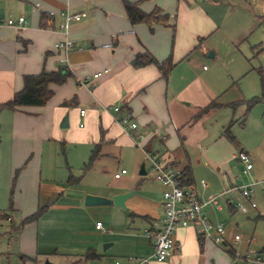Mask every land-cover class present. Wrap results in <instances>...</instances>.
<instances>
[{
  "label": "crops",
  "instance_id": "0c3cea01",
  "mask_svg": "<svg viewBox=\"0 0 264 264\" xmlns=\"http://www.w3.org/2000/svg\"><path fill=\"white\" fill-rule=\"evenodd\" d=\"M123 1L0 0V20L23 16L27 21L21 27L0 26V105L22 89L26 75L70 74L63 84L49 86L53 95L45 106L0 110V264H113L130 257L146 264H235L225 249L200 238L196 226L175 230V251L168 260L153 258L147 232L163 219L165 188L150 178L145 152L157 153L166 166L187 167L189 185L205 203L203 217L222 224L229 239L242 226L264 257L256 234L264 208L250 207L256 197L264 203V180H257L264 162L235 128L244 126L247 101L233 77L198 72L210 47L215 50L208 56L215 59L211 64L222 59L216 46L205 42L219 30L211 13L224 0H125L139 1L146 14L159 9L168 16L152 32L147 24L129 23ZM62 11L85 16L65 24ZM66 41L72 49L56 47ZM253 49L255 56L264 55V45ZM144 53L158 62L171 60L167 78L154 65H132ZM202 71L208 70L202 66ZM97 73L102 75L94 79ZM211 102L220 106L199 115ZM114 107L120 113L114 114ZM125 114L136 130L118 124ZM65 116L68 127L61 128ZM231 122L233 141L223 134ZM95 148L97 157L84 171ZM239 152L250 157V172L243 173L234 158ZM123 154L130 171L113 166V178L127 171L123 181L102 182ZM240 176L248 182L239 183ZM243 187L251 190L248 198ZM126 193L132 195L125 209L84 206L86 196ZM212 198L216 205L208 203ZM238 204L248 212L241 213ZM38 209L43 215L24 223ZM97 222L103 230L96 229Z\"/></svg>",
  "mask_w": 264,
  "mask_h": 264
},
{
  "label": "rangeland",
  "instance_id": "374dc122",
  "mask_svg": "<svg viewBox=\"0 0 264 264\" xmlns=\"http://www.w3.org/2000/svg\"><path fill=\"white\" fill-rule=\"evenodd\" d=\"M213 12L211 14L217 21L219 30L205 42V46H216L218 55L222 59L216 65H212L211 61L215 59L208 56L215 50L210 47L211 50L208 54H205V62L199 66V70L197 67V70L204 75L216 76L218 74L220 78L229 79L233 77V81H235L237 89L242 92L245 101L251 100L253 97L262 98L247 112L248 114L246 113L244 126L238 127L236 125L235 128H239L238 135L247 145L257 147V152L259 151L260 155L259 159L264 162V147H260L261 144L264 146V97H261V76L264 79V63H262L261 55L255 56L253 49L257 45L259 47L264 45V20L261 19L264 17V0H224ZM202 66L206 67L207 73H203ZM229 83L232 84V82ZM68 146V149L72 150L74 145ZM127 156V154H123L122 159L117 163H113L112 167L118 165L119 170L120 168L129 170L130 161ZM254 165L258 170L255 162ZM262 166L263 168H261L257 180H264V165ZM114 167L110 170V173L103 175L102 182L117 185L123 181V179L115 181L113 178ZM150 178L153 179V177ZM237 178L239 183L248 182L243 176ZM134 182H137V180L132 181V183ZM260 187L264 189V183ZM257 190H260L259 187ZM261 198H255L258 211H262L264 208ZM239 215L236 213L234 219L239 220ZM240 228L242 226L239 227L238 234L243 237L244 242L248 237L253 239L251 234L242 232ZM247 229L250 230V226ZM256 234L264 243V222L257 224ZM242 243L243 241L234 245L240 252ZM257 245L258 243L253 239L251 247L258 252L260 250L257 249ZM261 256L264 258L262 253Z\"/></svg>",
  "mask_w": 264,
  "mask_h": 264
},
{
  "label": "built area",
  "instance_id": "2783aa9c",
  "mask_svg": "<svg viewBox=\"0 0 264 264\" xmlns=\"http://www.w3.org/2000/svg\"><path fill=\"white\" fill-rule=\"evenodd\" d=\"M60 16L64 19L65 24L79 21L85 14H72L68 11L60 12ZM27 24L23 16L17 19L11 17L0 20V26L6 25L11 27H21ZM61 25L60 28H63ZM58 49L68 51L73 48L71 42L57 44ZM264 62V55L262 56ZM107 71H104L106 73ZM102 73L93 75L94 79L100 78ZM120 107L112 108L114 114L120 113ZM80 115H84V111H80ZM122 127L134 131L137 124L131 121L128 114L122 116L118 121ZM145 156L150 163L151 176L158 181L165 191L162 194L163 199V219L161 222H155L150 231L147 232V237L152 241L153 258L157 262H165L175 251L174 232L177 228H186L196 226L199 236L203 240H209L214 245L231 251L232 260L235 264H264V259L260 252H257L251 247L253 239H244L239 234H234L230 239L227 237L226 229L220 223L215 224L206 220L203 217V207L205 203L198 200L195 191L190 185H182V171L173 166L164 165L157 153H147ZM234 158L244 166L243 173L250 172L253 168L250 157L244 152H239ZM126 170H121L114 174L115 179H120L126 175ZM251 190L248 187H243L241 193L243 197L248 198ZM208 203L217 204L216 198H212ZM252 209L256 208L254 203L250 204ZM236 208L246 214L248 208L245 205L238 204ZM97 230H103L101 222L96 223ZM243 241L246 249L240 252L234 247ZM146 259L126 258L123 260H115L113 264H146Z\"/></svg>",
  "mask_w": 264,
  "mask_h": 264
},
{
  "label": "trees",
  "instance_id": "16d2710c",
  "mask_svg": "<svg viewBox=\"0 0 264 264\" xmlns=\"http://www.w3.org/2000/svg\"><path fill=\"white\" fill-rule=\"evenodd\" d=\"M142 1V0H141ZM123 8L126 14V18L131 25L137 24H147L149 27L150 32L153 31V25L155 24H163L167 23L168 16L166 14H162V11L159 9H155L150 14L144 13L139 8V1L138 2H128L123 1ZM43 16V15H42ZM44 28V25L42 26ZM132 65L136 68L144 67L147 65H154L160 71L161 76L163 78H167L170 71L173 68V64L170 59L165 60L164 62H158L152 55L149 53H144L137 55L132 62ZM69 73L63 74L61 71L56 72H46L42 71L40 74L37 75H26L23 77V87L22 89L15 93L13 97L0 105V110H9L14 111L19 108L23 107H43L46 103L51 99L53 93L49 89V86L54 85H61L63 84L67 78L69 77ZM261 97H264V81L262 80V94ZM262 98H253L246 103V113L257 104ZM220 105L216 104L215 102H211L208 106H206L202 112L199 114L206 113L207 111L217 108ZM198 115V116H199ZM234 122H231L230 126L225 129L224 136L229 138L230 140H234L233 136L230 134V127ZM98 150L95 148L90 157L88 162L83 167L84 171H87L92 166L93 162L97 157ZM182 178L181 184L182 185H189V169L183 168L182 170ZM76 181V180H72ZM44 213V209H38L37 212L32 214L31 216L27 217L24 220V223L34 222L39 219ZM201 238V237H200ZM201 241V240H200ZM226 252L231 256V251L226 250ZM92 259L94 255H90ZM232 258V256H231Z\"/></svg>",
  "mask_w": 264,
  "mask_h": 264
},
{
  "label": "water",
  "instance_id": "95a60500",
  "mask_svg": "<svg viewBox=\"0 0 264 264\" xmlns=\"http://www.w3.org/2000/svg\"><path fill=\"white\" fill-rule=\"evenodd\" d=\"M61 128L68 127L67 116L62 119L60 124ZM132 195V193L116 195L112 198H104L97 196H86L84 201V206H115L117 208L125 209V201Z\"/></svg>",
  "mask_w": 264,
  "mask_h": 264
}]
</instances>
